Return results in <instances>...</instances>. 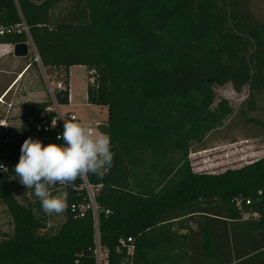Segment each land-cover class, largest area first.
<instances>
[{
    "label": "trees",
    "instance_id": "1",
    "mask_svg": "<svg viewBox=\"0 0 264 264\" xmlns=\"http://www.w3.org/2000/svg\"><path fill=\"white\" fill-rule=\"evenodd\" d=\"M61 2L73 9L55 15ZM21 18L56 81L69 85L74 66L95 72L87 99L108 109L114 161L102 179L86 177L101 186L99 241L110 263L264 264V157L219 174L195 173L189 160L235 114L228 100L216 104L217 88H246L248 112L264 92V21L251 0H0L1 26ZM27 41L14 34L0 45ZM68 96L57 92L58 105H69ZM52 105L25 103L20 140L0 142L8 168L0 200L14 220L0 264H96L92 212L74 219L71 211L89 203L81 179L65 188L66 220L55 234L45 232L40 202L21 205L3 185L25 139L64 143L35 127L56 116L45 113ZM123 238L134 240L132 258L119 249Z\"/></svg>",
    "mask_w": 264,
    "mask_h": 264
},
{
    "label": "rangeland",
    "instance_id": "2",
    "mask_svg": "<svg viewBox=\"0 0 264 264\" xmlns=\"http://www.w3.org/2000/svg\"><path fill=\"white\" fill-rule=\"evenodd\" d=\"M73 9L70 2H61L56 5L54 14L65 15ZM251 9L259 20L264 21V0H251ZM27 58H17L14 53L3 56L0 60V98L8 90L13 79L18 75L9 76L6 66L16 68L19 63L27 64ZM5 68V69H4ZM3 70V71H1ZM23 76V75H22ZM21 79V78H19ZM18 79V80H19ZM17 82V81H16ZM56 82L46 68L33 65L30 74L23 77L22 81L10 91L4 99L5 104H0V125L7 129V142L17 143L20 140L21 117L28 94L34 91L45 90L47 84ZM70 96L71 102L67 106L58 107L62 114L72 113L83 125L97 128L99 124H105L108 119L107 107L90 105L87 99V90L90 84L89 70L85 66H74L70 69ZM16 84V83H14ZM14 86V85H13ZM217 102L226 99L235 109V114L228 120L224 129L212 132L202 146L193 147L189 155L191 167L195 173L219 174L228 169H238L259 159L258 151H264L260 138H264V126L257 127L245 123L242 111L246 112V118L259 119L264 125V92L256 96V109L248 112L247 89L236 91L229 83L217 88ZM47 92V91H46ZM47 94V93H46ZM24 98V99H23ZM52 99L47 96L45 102ZM12 103V108L8 104ZM3 173L6 174L4 171ZM3 185L9 189L15 199L21 205L37 204L38 199L32 190H27L18 181L15 175L5 176ZM42 210V208H41ZM46 233L55 234L66 220V213L60 215H45ZM14 233V220L7 207L0 200V243L11 237Z\"/></svg>",
    "mask_w": 264,
    "mask_h": 264
},
{
    "label": "clouds",
    "instance_id": "3",
    "mask_svg": "<svg viewBox=\"0 0 264 264\" xmlns=\"http://www.w3.org/2000/svg\"><path fill=\"white\" fill-rule=\"evenodd\" d=\"M64 121L63 133L56 137L63 144L45 145L39 139L28 137L13 169L20 184L33 191L47 215H60L67 210V186L88 175L102 179L114 161L107 134L79 122ZM52 126H56V121L52 120ZM0 169L8 171L3 163Z\"/></svg>",
    "mask_w": 264,
    "mask_h": 264
},
{
    "label": "built area",
    "instance_id": "4",
    "mask_svg": "<svg viewBox=\"0 0 264 264\" xmlns=\"http://www.w3.org/2000/svg\"><path fill=\"white\" fill-rule=\"evenodd\" d=\"M14 2H16L17 0H12ZM30 1H34V2H41L42 0H30ZM14 34H24L27 36L28 41L25 43L28 46V55L31 58V62L32 64L38 65L41 68H43L40 56L36 50V47L30 37L29 34V28L26 25L25 21L23 18H21L20 23H18L17 25L14 26H1L0 25V38L9 36V35H14ZM13 51H14V46H13ZM31 65H29L26 69L25 72L28 71V69L30 68ZM25 74V73H24ZM89 75H90V84H94V75L95 72L94 71H89ZM22 77V75H21ZM68 92V99H69V103L71 102V96H70V86L65 84L62 81H56L53 84L49 83L47 84V94L48 96L52 99V103L53 105L49 108L46 109L45 113H49V112H55L56 116L52 119L54 121H56V126L53 127L52 126V120L49 122H42V123H36L35 127L36 130L38 132H43V133H48V134H55L56 137L58 135H61L63 133V128H64V120L68 121H75V122H80V120L76 117V115L72 114V113H67V114H62L60 113L57 109L58 107H60L56 101V93L57 92ZM10 91H6L4 93V95L0 98V104H5L4 99L8 96ZM12 104L8 105V108H12ZM30 123L33 122V119L29 120ZM82 124V123H81ZM101 125V124H99ZM98 125V126H99ZM97 128L94 131H99ZM58 141H62V140H58ZM1 172H4L3 169H0ZM101 186H93L92 184H90V182L88 181L87 177H84L82 179V185L80 186L79 190H84L88 199H89V203L87 205H79V206H75L72 205L71 207V211L73 213V217L74 219H80L86 216L87 211H91L92 215H93V219L95 222V231H96V235H95V248H94V256H95V260H96V264H111L110 263V259H109V253L107 250L103 249L100 245V241H99V215L100 213L103 211L101 210L97 203H96V197L98 195V193L100 192ZM249 203V202H248ZM106 215L110 214V211H105ZM119 249H126V253L128 255V257L132 258L134 255V251H135V246H134V240L132 238H123L119 240Z\"/></svg>",
    "mask_w": 264,
    "mask_h": 264
},
{
    "label": "crops",
    "instance_id": "5",
    "mask_svg": "<svg viewBox=\"0 0 264 264\" xmlns=\"http://www.w3.org/2000/svg\"><path fill=\"white\" fill-rule=\"evenodd\" d=\"M12 52H13V46L12 45H0V60L3 58V56L10 55V54H12ZM25 59L27 60V58H25ZM29 60H30L29 62L32 63L31 62V58ZM29 62H27V64H25V65L22 64V66L19 63L18 65H16L17 66L16 68H11V69H10L9 66H6L7 69L5 71H6V73L9 76L18 75L17 78H15V79L12 80L14 82L11 83V85L8 88V90L6 89V91H12V90H14L15 87L22 81L23 77L25 75H27V74H30V72L32 70V67L35 64H30L31 65L30 68L28 69L27 72H25L26 69H27V67L29 66L28 65ZM1 71H3V70H1ZM21 75H23V76L21 77ZM19 78H21V79H19ZM0 80H1V78H0ZM14 83H16V84H14ZM69 86H71V82L70 81H69ZM46 91H47V89H46ZM46 91L45 90H41V91L39 90V91H34V93L28 94V98L27 99H29V100L26 101V102H34V103H42V102H45V99L48 96V94H46L47 93ZM6 104L9 105V104H12V103H6ZM260 139H261L260 142L263 141L261 143V145H264V138H260ZM258 152H260L259 153L260 155H258V156H260L259 159H262L264 157V151L260 150Z\"/></svg>",
    "mask_w": 264,
    "mask_h": 264
},
{
    "label": "water",
    "instance_id": "6",
    "mask_svg": "<svg viewBox=\"0 0 264 264\" xmlns=\"http://www.w3.org/2000/svg\"><path fill=\"white\" fill-rule=\"evenodd\" d=\"M14 55L17 58H26L28 56V46L26 44H18L14 46ZM98 129L108 136L110 135V129L107 124H101ZM7 129L4 125H0V142H7Z\"/></svg>",
    "mask_w": 264,
    "mask_h": 264
}]
</instances>
